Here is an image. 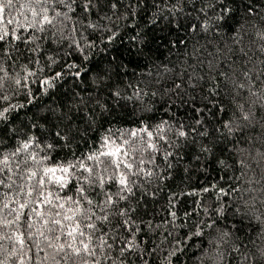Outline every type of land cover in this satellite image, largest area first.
Segmentation results:
<instances>
[{"label": "trees", "instance_id": "obj_1", "mask_svg": "<svg viewBox=\"0 0 264 264\" xmlns=\"http://www.w3.org/2000/svg\"><path fill=\"white\" fill-rule=\"evenodd\" d=\"M94 2L96 6L88 14L74 5L72 23L61 28L55 41L50 31L36 32L40 37L36 41L40 45L37 53L27 51L35 43L24 45L13 41L9 46L18 47L19 52L14 54L13 62L4 64L8 73L24 75L21 66L27 64L36 76L29 80L30 96L23 89L13 95L11 103L24 107L13 111L6 125L0 124V128L7 130V135H0V150L11 151L17 142L27 138L23 133H28L39 137L41 144L55 141L56 150L51 155L55 160H64L71 159L72 153L79 156L98 147L99 137L109 128L127 131L146 124L152 126L150 130L155 135L154 126L162 121H168L173 127L183 124V130L189 132L188 138L167 133V142L160 141L162 151L156 153L155 165L159 167L148 164L147 160L141 166L167 178H153L151 183L142 177L135 178L148 191L156 193L155 197L144 195L141 199L142 190L135 189V198L121 201V207L130 204L136 208L134 218L141 227L136 242L140 244L142 258L135 250L122 255L120 239H109L113 248L104 250L109 259H103L99 252L97 256L102 264L113 261L115 264L121 261L123 264H144V261L147 264H213L207 258L216 259L222 253L220 264H253L264 250V225L254 218L259 215L264 219V203H261L264 196H260V190L264 189V0L259 4L252 0V15L245 13L241 0L235 3L222 0L232 9L222 20L216 19L221 0ZM113 3L115 9L111 7ZM14 5L5 13L14 19L9 27L17 28V34H21L19 25H23L26 31L22 34L28 37L33 31L28 28L33 20L28 2L14 0ZM56 10L66 9L60 6ZM89 23L95 27H87ZM73 41L84 49L87 60ZM49 57L56 63L52 64ZM36 60L39 64L30 63ZM69 64L77 67L69 69ZM57 72L61 76L54 86L41 87L40 80ZM241 84L243 88L239 87ZM245 113L251 115L250 121L243 119ZM197 119L202 120L200 125H196ZM224 124L233 125L232 135L223 134ZM191 128L196 131L192 132ZM57 131L68 137V146L57 141L54 136ZM205 148L210 151H204ZM164 152L174 153L167 162L171 164L170 169L162 158ZM241 160L244 167L239 163ZM238 176L239 182L234 179ZM213 185L217 189L236 187L239 191L217 200L215 189L203 192ZM245 189L255 191L249 193ZM108 190L114 192L116 185L109 186ZM96 191L93 189L89 194L90 199H101ZM191 192L199 195H177L172 201L175 207H170V194ZM60 194L73 193L66 189ZM22 197L23 193L17 199ZM245 201H248L247 207L242 206ZM15 207V202L10 203V208ZM219 207L224 208L222 215L215 211ZM237 207L240 213L235 212ZM41 208L47 213L46 208ZM204 208L208 209L207 213ZM8 211L5 209L0 216H7ZM170 211L176 212L175 220ZM185 213L190 215L186 217ZM31 221L35 227L42 224L34 215ZM200 221H204L203 237L188 239L195 231L193 222ZM213 223L214 227L209 229L207 225ZM110 227L105 226L104 230ZM16 231V225L0 224V234L14 237ZM224 232L229 235L221 239ZM114 235L131 239L123 229ZM213 238L217 244L208 250L207 241ZM65 239L68 238L63 237L61 242ZM177 241H180L178 246ZM0 244L3 245L0 259H5V253L16 252L15 256L8 257L6 264H55L51 259H42L53 251L43 243L42 252L35 248L28 251L27 246L21 249L14 238L2 240ZM174 246L182 250L169 256ZM65 251L70 252L67 248ZM245 256L249 257L248 261L243 260ZM85 259L92 264L86 254L72 255L66 261L60 260V264H84Z\"/></svg>", "mask_w": 264, "mask_h": 264}, {"label": "snow or ice", "instance_id": "obj_2", "mask_svg": "<svg viewBox=\"0 0 264 264\" xmlns=\"http://www.w3.org/2000/svg\"><path fill=\"white\" fill-rule=\"evenodd\" d=\"M27 2L33 17L28 28L33 31L32 34L25 37L22 34L23 31H26L24 26L19 25L21 34H17V28L9 27L13 25L14 19L5 15L8 9L15 7L14 0H0V25H3V27H0V124L6 125L10 114L18 108L24 107L22 104H12L11 100L13 95L21 89L30 96L29 80L36 76V72L30 70L27 64L21 66L24 75H20V73L10 75L8 73L4 64L13 62L14 54L19 52L18 47H9L12 42L18 41L24 45L35 43V47L27 49V51L35 54L40 49V45L36 43L40 37L35 35L36 32L45 33L50 31L51 39L55 41L61 28L72 23L73 16L71 13L76 10L74 5L81 7L85 14H88L96 6L94 0H27ZM232 2L235 3V0H232ZM221 3L222 7L216 16L218 20L224 19L226 14L232 12V9L227 4H223L222 0ZM241 3L245 6L244 11L246 14H254L252 0H241ZM256 3L259 4L260 0H256ZM23 6L20 5V7ZM60 6H63L66 10L57 11V7ZM111 7L115 9L116 4L113 3ZM201 11H206V9H201ZM255 11L258 12L259 9H255ZM87 27H95V25L89 23ZM72 30L75 31L74 25ZM73 44L76 45L83 59L87 60L88 57L84 55V49L80 48L76 41H73ZM85 47H90V45ZM48 59L52 64L56 63L51 57ZM30 63L39 64V61H30ZM67 67L72 69L77 66L69 64ZM79 74V71H77L76 75ZM60 76L61 73L57 72L52 77L40 80L39 83L41 87H52ZM36 82V80H32V83ZM239 87L243 88L244 85L241 84ZM210 91L212 90L210 89ZM28 102L31 103V99ZM193 111L199 112L200 110L193 109ZM243 119L250 121L252 117L249 113H245ZM195 123L200 125L202 120L197 119ZM32 127H36V125ZM151 127L142 124L138 128L127 131L106 129L99 137L98 147L93 148L90 152H83L79 156L72 153L71 159L55 160L51 153L56 150V142L48 143L45 141L41 144L39 137L31 136L28 133H23L27 138L17 142L11 151L5 153L0 150V214L5 209L9 210L7 216H0V224L17 226L14 237L0 234V241L14 238L21 249L27 246L28 251L35 248L41 252L44 250L41 247L43 243L53 251L51 254L46 253L42 259L44 261L51 259L55 264H60V260L66 261L72 255L82 256L84 254L91 259L92 264H102V260L98 258L97 253H101L103 259H109L104 251L113 248V244L109 243V239L123 241L120 247L122 255L125 252L135 250L136 255L142 258L140 244L136 242L137 236L141 233L140 223L134 218L136 208L130 204L128 207H121V201L128 202L130 197L135 198V189L142 190L141 199L144 195L154 198L156 193L148 191L144 188L143 183L138 182L135 178L142 177L145 181L151 183L153 178L164 180L167 177L158 171L145 170L141 166L147 160L148 164L154 165L156 168L159 167L155 165L156 153L162 151L159 142H167L165 139L167 133H173L177 138L187 139L189 136V132L183 130V124L179 127H173L168 121H162L154 126L155 135L150 130ZM223 127L226 129L224 135H232V124H224ZM191 131L195 132L196 129L191 128ZM0 135H7L6 128H0ZM54 136L57 141H63V146H68V137L62 136L60 131L55 132ZM203 150L210 151L207 148ZM172 156H174L173 152H164L162 158L167 163L169 157ZM219 163L223 164L224 161H219ZM239 163L241 167L245 166L242 160ZM167 168H171L170 163H167ZM243 175L242 172L241 176ZM234 179L239 182L241 177H234ZM113 184L116 185L114 192L108 190L109 186ZM3 189H7V191H3ZM66 189L73 194L61 195L60 193ZM93 189H98L95 194L101 199L93 200L89 198V194ZM213 189L217 191V200H222L230 192L239 191L236 187L217 189L216 185H213L211 189L204 188L203 192H210ZM245 191L251 193L255 190L245 189ZM9 193H12V195L10 196ZM21 193L24 194V197L17 199L21 196ZM177 195H199V193H172L169 195L170 207H175L172 201ZM260 196H264V189L260 190ZM255 199L256 197H253V200ZM12 202H15L17 207L10 208ZM261 203H264V200ZM197 204L199 206V202ZM247 205L248 201H245L242 206L247 207ZM41 206L47 209V213ZM204 211L207 213L208 209L204 208ZM215 211L218 215H222L224 208L219 207ZM235 212L240 213V207H237ZM33 215L41 219L42 224L40 227H35V223L31 221ZM46 215L47 218H45ZM169 215L173 220L176 219V212L170 211ZM184 215L187 217L190 213ZM8 216L14 218L8 219ZM254 218L264 225V219L261 216L255 215ZM214 223L208 224L207 227L209 229L213 228ZM241 223H243V220H241ZM148 224L151 230V222L149 221ZM203 224L204 221L193 222L195 231L188 239L193 236L202 238L204 235ZM105 226L111 227L105 231ZM21 227L23 230H21ZM121 229L131 239L114 235L116 231ZM58 232L60 234H57ZM228 235L229 233L224 232L221 239L223 236ZM63 237L68 239L61 242ZM179 243L180 241H177V246ZM207 243L209 245L208 250H210L216 246L217 241L213 238L209 239ZM177 246H174L169 256L175 255L177 250H182L178 249ZM66 248L70 252H66ZM0 249H3L2 244H0ZM234 251H239V249H234ZM15 255V251L5 253V259H0V264H6L8 257ZM57 257L60 259L58 260ZM259 257L253 264H264V250L259 252ZM207 259L212 260L213 264H220V261L223 260V254L218 253L216 259L212 257ZM243 260L248 261L249 257L245 256ZM84 264H88V259L84 260ZM112 264H115V261ZM121 264H123V261H121ZM144 264H147V262L144 261Z\"/></svg>", "mask_w": 264, "mask_h": 264}]
</instances>
